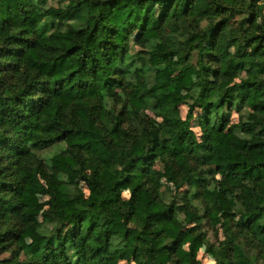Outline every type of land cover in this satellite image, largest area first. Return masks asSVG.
<instances>
[{
	"label": "trees",
	"instance_id": "obj_1",
	"mask_svg": "<svg viewBox=\"0 0 264 264\" xmlns=\"http://www.w3.org/2000/svg\"><path fill=\"white\" fill-rule=\"evenodd\" d=\"M196 244L264 264V0H0V264H203Z\"/></svg>",
	"mask_w": 264,
	"mask_h": 264
},
{
	"label": "rangeland",
	"instance_id": "obj_2",
	"mask_svg": "<svg viewBox=\"0 0 264 264\" xmlns=\"http://www.w3.org/2000/svg\"><path fill=\"white\" fill-rule=\"evenodd\" d=\"M50 5L51 6H58L57 2H50ZM155 17V15H154ZM149 35H153V32L152 31H149L148 33ZM136 35H133V36H129V37H126V36H122L121 37V40H128L130 43H131V49L135 51H138L139 48L138 47H135L134 45V41H135V37ZM162 80H166V76L162 75L161 76ZM187 81L189 83H192L194 81V79L192 78V76L188 75L187 76ZM234 82V80H224L223 81V84L225 86H228L230 84H232ZM183 91L181 90L180 87H178V93L181 94ZM179 103V101H178ZM180 104V103H179ZM180 108L182 110V115L183 117H186V114H187V108L183 105L180 104ZM234 119L237 120V116L235 115L234 116ZM195 130L197 131V128H195ZM234 142L236 143H239L237 140H233ZM61 150L59 149H51V150H47L43 153V158H45L48 162H50V164H52L53 166L63 170V171H67L68 169V166L67 164L68 163H71L72 160L71 159H66L64 157H62L61 155H57V154H60ZM89 166L86 168V170H88ZM177 176H178V171H175ZM163 173V165L161 162H158L154 168V171L152 172V177L155 178L156 182L158 185H161L164 189L165 188H170L172 191H175L177 188H179L181 191H184L186 188H187V183L186 181H181L179 180L176 184H172V183H168L166 182V180L164 178H161L160 175ZM161 178V179H160ZM76 184L78 185L79 188H82L84 190V192L86 194H88V190L86 189V186L78 181V180H75ZM111 181L108 180L107 181V185L110 183ZM141 182V176H139L135 182H134V185H137ZM231 181H227L221 177H217V182H216V186L218 189H228L230 190L231 189ZM97 193V197L100 198L101 200H105V203H109L110 200H114L115 199V196L114 195H110L108 194V196L105 195V192H96ZM123 197L124 198H128L130 197V193H129V190L128 188L124 189L123 190ZM106 197V199H105ZM23 199L26 203L28 204H40V209L35 213L37 218L38 219H42V213L48 209V197L46 196H41V195H31V194H28V195H24L23 196ZM196 229V224L193 223V224H188L187 226V230H186V239H185V247L188 248L189 246V243L191 241V239L193 238L192 236V232L193 230ZM201 231H205L208 235V239L210 240V242L214 243V244H219L221 241H223L224 239V236H223V233L222 231L218 228V233H215L214 231L211 230V228L207 225L206 222L202 223V226H201ZM32 233H30L29 235H24L20 241V244L27 248V247H36V245H33L32 244V239H31V236ZM195 255L197 256V258L203 263V264H213L214 261H215V257H214V254H208L206 253V249H205V246L201 245V244H196L195 245ZM223 253V250H221L219 252V254H222ZM10 254L6 253V254H0V259H6V260H9L10 259Z\"/></svg>",
	"mask_w": 264,
	"mask_h": 264
}]
</instances>
